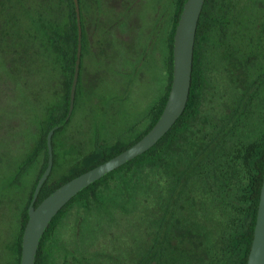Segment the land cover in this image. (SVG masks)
<instances>
[{"label":"rangeland","instance_id":"374dc122","mask_svg":"<svg viewBox=\"0 0 264 264\" xmlns=\"http://www.w3.org/2000/svg\"><path fill=\"white\" fill-rule=\"evenodd\" d=\"M237 1L218 0L213 17L223 15L199 51L200 99L190 143L204 146L205 132L214 128L218 147L207 156L198 151L190 164L183 160L184 176L178 178L177 166L163 164H176L172 151L112 174L94 197L74 201L60 216L42 264H138L155 243L176 245L178 238L168 239L159 228L170 204L176 226L205 232L202 264H238L240 252L231 238L246 225L242 196L248 180L241 151L264 136V0H241V9ZM130 2L134 16L126 43L133 48L103 70L85 64L69 122L55 135L54 181L89 165L99 147L114 151L136 139L166 91V44L177 0H125ZM225 48L238 60L234 78L225 67ZM11 88V73L0 62V264H15L23 210L43 162L41 154L17 180L39 143L45 116L38 105L15 100Z\"/></svg>","mask_w":264,"mask_h":264},{"label":"trees","instance_id":"16d2710c","mask_svg":"<svg viewBox=\"0 0 264 264\" xmlns=\"http://www.w3.org/2000/svg\"><path fill=\"white\" fill-rule=\"evenodd\" d=\"M185 1L177 0L176 2L172 26L167 37L168 53L166 57V69L168 73V85L163 97L152 113L148 127L136 139L125 145H120L114 151L107 152L105 149L99 147L97 149L98 157L89 165L73 171L59 181H54L51 178L56 164L54 152L55 135L69 122V118L63 127L55 130L53 133L52 170L39 191L33 204L34 207L60 185L134 144L157 121L165 105L171 84L173 35ZM78 2L81 25V64L74 103L78 97L88 63L95 70H103V68L108 66L111 58L115 61L119 60L121 51L127 57L128 51L133 48L131 41L126 43L129 40V36L131 37L132 27H130V22L132 24L134 16L131 2L128 4H125V0H78ZM217 2L218 0H205L199 16L193 51L191 85L188 100L181 116L170 130L148 151L89 185L63 206L52 219L42 236L34 264H42L45 242L66 209L78 199L94 197L96 189L112 174L146 160L153 161L155 158L158 159L162 155H166L167 151H172L174 155L172 159L176 158V164L170 165V162L168 164L164 162L163 164L168 169L177 166L178 169L173 174L178 178L180 175L184 176L183 172L180 173V166L183 160H186L190 164L193 162H191V157L196 156L198 151L205 152L203 155L207 156L206 152H213V146L218 147L214 128H211L212 132H205L209 141L204 146L201 145L202 148L200 144L196 143L197 141L190 143L192 135H195L194 126L191 123L195 118L200 99L201 70L199 51L205 35L210 34L216 28V23L220 22V17L223 15L221 12L218 18L213 17V11ZM236 12L239 15L237 10ZM77 39L78 26L73 0H0V62L11 73V82L13 83V89L11 88V90H13L15 100L28 101L30 105L32 104L31 106L38 105L39 110L45 116L43 131L41 132L39 143L32 154L33 156L31 159H28V162L20 166L16 176L18 180L22 173L31 165L32 160L43 154L41 169L31 187L26 206L23 210L21 226L15 244V264H20L21 238L28 219V205L31 202L37 181L47 164V133L52 127L64 120L69 109L70 88L76 61ZM224 50L223 56H225L227 61V66L225 67L229 71V77L234 78L238 71V60L232 54L234 51L231 48H225ZM56 86L58 87V91H54ZM38 113L36 112L34 116ZM210 132L212 135L209 137ZM181 133H186V136L188 135L189 137L186 138ZM220 138L222 137L220 136ZM203 139L204 134L199 136L200 142ZM243 151H241L243 154V156L241 154L242 164L248 175L247 187L242 196L244 199L242 205H246V225L243 229L234 233L231 238L234 248L240 252L238 264H246L253 238L260 187L264 175V136L260 143H252ZM239 156L236 158H239ZM199 160H197L196 164L199 163ZM173 218L175 219V214L170 204L165 214V219L167 220L160 221L159 228L162 227L167 230L166 237L168 236V239L176 236L178 238L176 245L171 246V243L166 242V240H163L161 243H153L154 246L151 249V254L144 257V261L142 260L138 264H147V262L151 264H178L186 258L188 261L191 259L194 262L199 261V264L204 262L205 256H201V244L205 232H201L197 226H184L183 228L176 226ZM179 242H181L180 246ZM154 256L158 258L157 261H154ZM160 257H162V262L160 261Z\"/></svg>","mask_w":264,"mask_h":264},{"label":"water","instance_id":"95a60500","mask_svg":"<svg viewBox=\"0 0 264 264\" xmlns=\"http://www.w3.org/2000/svg\"><path fill=\"white\" fill-rule=\"evenodd\" d=\"M204 1L186 0L182 6L173 35L170 88L161 114L150 130L122 152L60 185L34 207L33 204L39 191L52 170L53 133L66 124L74 107L75 91L81 64V25L79 2L78 0H73L78 26V39L76 61L70 88L69 109L64 120L52 127L46 136L47 164L37 181L31 202L28 205V219L21 238L20 264L35 263L40 240L52 219L63 206L89 185L148 151L170 130L181 116L188 100L195 35ZM246 264H264V175L260 187L253 238Z\"/></svg>","mask_w":264,"mask_h":264},{"label":"flooded vegetation","instance_id":"af4514ba","mask_svg":"<svg viewBox=\"0 0 264 264\" xmlns=\"http://www.w3.org/2000/svg\"><path fill=\"white\" fill-rule=\"evenodd\" d=\"M237 4H238V6H239V8L241 9L242 7H241V0H238L237 1ZM208 41H209V38H208V35H205V37H204V39H203V43H208ZM167 45V44H166ZM168 48V47H167ZM167 53H168V51H167ZM166 62H167V60L165 59V64H166Z\"/></svg>","mask_w":264,"mask_h":264}]
</instances>
